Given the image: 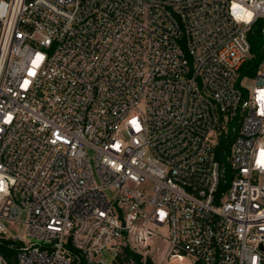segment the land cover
<instances>
[{"label":"built area","instance_id":"obj_1","mask_svg":"<svg viewBox=\"0 0 264 264\" xmlns=\"http://www.w3.org/2000/svg\"><path fill=\"white\" fill-rule=\"evenodd\" d=\"M258 21L264 0H0L15 264H115L164 230L165 264H264V63L239 81Z\"/></svg>","mask_w":264,"mask_h":264},{"label":"trees","instance_id":"obj_2","mask_svg":"<svg viewBox=\"0 0 264 264\" xmlns=\"http://www.w3.org/2000/svg\"><path fill=\"white\" fill-rule=\"evenodd\" d=\"M264 21H258L255 23L251 31L248 34V39L251 46L250 58L242 66L240 70L239 81L243 79L254 80L264 63ZM230 144L222 142L219 146L218 159L223 162V151H228ZM22 245L19 241L13 239H7L5 236L0 235V254L10 261L11 264H15L17 249ZM115 264H153L151 259H144L142 255L131 250L129 247H123L121 254L119 255ZM195 264H203L201 262H195Z\"/></svg>","mask_w":264,"mask_h":264},{"label":"rangeland","instance_id":"obj_3","mask_svg":"<svg viewBox=\"0 0 264 264\" xmlns=\"http://www.w3.org/2000/svg\"><path fill=\"white\" fill-rule=\"evenodd\" d=\"M245 83V80L244 82ZM255 81L252 79L246 80V85L250 88H252L255 85ZM229 181L232 179V175L229 176ZM7 233L12 236L9 237V235H4L7 239H15L13 237H22L25 239L26 242H28L27 238H25L24 235V229L23 227L19 226H13L9 224H5ZM163 235H158L153 237L151 240H149L148 245L145 246L143 244H136L132 239H126L124 241V247H129L131 250L137 252L138 254L142 255L144 259H151L153 264H165V259L163 252L166 251L167 243L164 241L163 238L167 237V231H163ZM17 240V238H16ZM170 264H195V260L190 257H185L183 261H172Z\"/></svg>","mask_w":264,"mask_h":264}]
</instances>
